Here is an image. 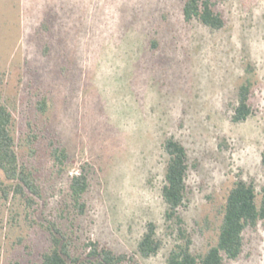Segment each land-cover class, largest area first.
<instances>
[{
    "label": "rangeland",
    "instance_id": "1",
    "mask_svg": "<svg viewBox=\"0 0 264 264\" xmlns=\"http://www.w3.org/2000/svg\"><path fill=\"white\" fill-rule=\"evenodd\" d=\"M211 1L226 20L221 30L186 22V0H0V95L18 142L38 134L37 154L18 151L44 194L35 212L20 200L3 207L0 264L39 263L50 221L67 223L68 182L83 166L90 187L79 233L136 254L154 221L164 247L156 257H136L166 264L175 242L161 192L169 137L189 154L190 202L181 213L195 252L216 244L220 210L236 181H253L261 201L264 0ZM247 78L253 114L234 123ZM51 139L69 152L62 174ZM226 264H264V221L245 232L243 254Z\"/></svg>",
    "mask_w": 264,
    "mask_h": 264
},
{
    "label": "trees",
    "instance_id": "2",
    "mask_svg": "<svg viewBox=\"0 0 264 264\" xmlns=\"http://www.w3.org/2000/svg\"><path fill=\"white\" fill-rule=\"evenodd\" d=\"M184 18L188 23L199 20L213 31L221 30L226 25V20L216 11V5L211 0H186ZM252 93L253 83L247 78L238 89V103L231 117L234 123L245 122L253 114ZM39 109L42 113L46 112L45 100L39 103ZM15 127L16 120L12 111L0 95V222L3 220V207L10 201L20 200L35 212L39 204L37 199H44L39 176L32 170L25 153L18 151L19 146L27 147L32 157L37 154L38 134L32 130L31 125L32 131L26 133V136L21 135L18 142ZM49 144L54 162L59 166L58 172H67L68 150L57 146L53 139ZM163 148L168 160L161 192L166 204V229L168 234L175 237L166 264H226L227 260L239 259L244 251L245 232L255 229L264 221V188L259 201L253 181H236L220 210L221 223L216 244L205 252H195L192 235L186 228L181 213L188 208L190 202L187 180L191 164L188 150L175 137L167 138ZM89 187V171L83 166L80 174L73 176L68 182V201L62 208V218L67 223L63 224L60 222L62 220L50 221L47 227L49 244L41 253L38 264H140L137 254L144 259L160 254L164 240L154 221L147 223L136 254L118 253L99 241L83 237L79 233L76 220L88 210L85 195Z\"/></svg>",
    "mask_w": 264,
    "mask_h": 264
},
{
    "label": "built area",
    "instance_id": "3",
    "mask_svg": "<svg viewBox=\"0 0 264 264\" xmlns=\"http://www.w3.org/2000/svg\"><path fill=\"white\" fill-rule=\"evenodd\" d=\"M78 174H80V172H76V173H75V175H78ZM72 176H74V173H72Z\"/></svg>",
    "mask_w": 264,
    "mask_h": 264
}]
</instances>
